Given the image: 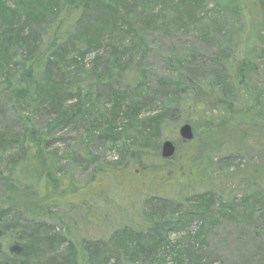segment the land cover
Returning a JSON list of instances; mask_svg holds the SVG:
<instances>
[{
    "label": "rangeland",
    "instance_id": "374dc122",
    "mask_svg": "<svg viewBox=\"0 0 264 264\" xmlns=\"http://www.w3.org/2000/svg\"><path fill=\"white\" fill-rule=\"evenodd\" d=\"M49 1L0 0V14L20 11L0 30V264H65L73 251L78 264H264V0H197L194 20L177 0ZM224 102L246 119L222 130ZM212 129L246 180L222 163L188 168ZM203 195L217 204L206 215L192 211ZM225 199H236L229 214ZM78 207L92 211L89 227ZM160 207L169 220L156 232L146 214Z\"/></svg>",
    "mask_w": 264,
    "mask_h": 264
},
{
    "label": "trees",
    "instance_id": "16d2710c",
    "mask_svg": "<svg viewBox=\"0 0 264 264\" xmlns=\"http://www.w3.org/2000/svg\"><path fill=\"white\" fill-rule=\"evenodd\" d=\"M1 1L3 3V8L7 7L6 0H1ZM29 1H30L29 4H31V5H35L37 2H39V5H41V7H42V5H44V8H46L47 10H49V8H50L49 7V5H50V1L49 0H45V2L43 0H39V1L38 0H29ZM63 1L71 2L74 5L75 8L83 7L84 5L89 4L90 2H92V0H63ZM139 1H141V0H139ZM177 1L179 2V4H183L184 2H186V5L181 7V9L183 10V15L186 16L190 20H194V15H193L194 12L191 11V9L195 5V2H197V0H186V1L177 0ZM58 3H59V1H58ZM99 4L100 5H104L106 7V9L107 8L113 9L112 7H110L109 3H105L104 0H100ZM80 5H82V6H80ZM0 11H1V9H0ZM105 12H110V11H106L105 10ZM9 14L10 15H7L6 13H1L0 14V30H1L2 24L4 22H6L9 17L14 18V17L19 16L20 11L19 10L18 11L17 10H10ZM104 16H105V13H104ZM11 18H9V20ZM112 21H113V24H115V25L118 24V22L116 20H112ZM15 41H22V39L13 38V42H15ZM5 42L6 41L1 36V32H0V47L4 48L5 47L4 46ZM0 53H1V50H0ZM0 56H1V54H0ZM248 67H250V66L247 63H245L243 66H241L239 68L238 76H236L237 80H238V77H240L241 81H242L243 76L246 75L247 73H249ZM188 73H189V76H193V74H194V72L191 71V70L190 71L188 70ZM218 84H221V83H218ZM238 93L243 98L246 97V95H245V93L243 91L242 92H238ZM225 96L227 97V95H225ZM257 97L259 98L258 95H257ZM246 98H248V97H246ZM224 103L227 104L226 105L227 107H225L226 113L225 112H221L220 113L221 115H222V113L224 114V118H221L219 120V123H218L219 127L222 130H224L222 128V125H227L229 123L227 120H232L233 124H234V127H235L237 122L246 119V114L244 113V111H241V108L236 110L232 103H230V102L229 103L228 102H224ZM196 110H200V109L196 108ZM78 112L81 113L80 110ZM129 112H131V111L127 110L125 112V114H127ZM114 116L118 117V115H114ZM229 116L231 118H229ZM156 118L157 117L148 118V120H147L148 124L144 128L146 131H150L151 132V130H153L152 132H153V134H155V129L158 128V121H157L158 119H156ZM129 120L131 121V118H129ZM229 129H231V127H229ZM110 130L112 131V133H106V136L104 135L103 137L105 139L111 141L112 144H114L117 141V136H116V133L113 131V129H110ZM214 133H215L214 129H212L211 131H208L206 133V134H208V138L206 140H204L202 144H200L199 148H201V149H199V151L197 152L198 154L195 155V156H198V157H195L194 160L191 159V162H190V165H189L188 168L191 169V170L196 169V171L201 170L202 172H204V171L209 172L216 165L219 166V164L222 163V164H224V166H226L224 168L221 167V168H223L222 172L225 173L226 176H229L228 178L238 179L240 181L246 180L247 176L249 175V173H248V170L246 169V174H244V173L242 174V169L240 168L241 166H243L242 163H241V158L238 157V159H237L236 155H238V154H235V151H232V150L230 151V149L227 146V142H222L221 139H216V135ZM0 140H2L1 134H0ZM41 143H42V140H38V139L35 140L34 139V144H35V149L34 150H35V152L41 153V151H42L41 150V148H42ZM186 143L190 144L191 141H188ZM20 148H22V146ZM220 152L222 153V155H221ZM191 157H194V156H191ZM219 158H220V160H218V161L215 160V159H219ZM227 161L235 162L236 166H231V164L227 163ZM42 164H43V166L47 167V172H46V175L44 177L45 178V180H44L45 187L47 185L49 186V185L52 184V186H54V188H52V189L57 188L58 183H57V180L54 179L53 174H52L51 170L49 169L50 164H48L47 161H44V160L42 161ZM35 177H38L37 179L42 178V173H41L40 170H38L36 172ZM199 178H200V176L196 177L195 180H198ZM189 179L191 180V176L187 172L186 180L188 181ZM36 200L39 203L35 201V203L33 204L34 211H35V213L42 212L43 210L39 211V209H38V206H40L39 204L42 201L39 200V199H36ZM224 201H226L227 204L224 203V205H223V203H220L219 205H221V206H220L219 209H221L223 214H229L228 210H230V211L234 210L232 206L235 204L236 199H225ZM194 202L195 203H194L193 206H194L195 209H193L192 211L195 210L196 212H198L201 215H204V214L206 215V213L210 212L212 205H217L214 199H210L209 197H206L204 195H203V197H200L198 199H194ZM169 204H170V206H173L171 202H169ZM82 205H86V207L88 205V207H90V202H88L86 204H82ZM78 210H79V207H78ZM79 211H80V215L82 214L81 219L85 220L86 221L85 222L86 225L89 227L92 224V215H93L92 211H89V210H87V211L79 210ZM167 211L168 210L165 207H160V212H158V213L157 212H151V213L146 214L147 217H150V221L149 222L154 225L153 226V228H154L153 230L154 231H156L157 229H160L161 228L160 226H162L166 222V220H169V219L163 218L160 215L161 213H164V212H167ZM154 213H156L157 215L154 214ZM176 219H175V221H176ZM261 254H262L261 255L262 256V260L264 262V246L261 249ZM179 255H180V252L178 253V256ZM46 262L49 263V262H52V260L51 259H47ZM64 262H65V264H78V262H77V253H75L73 251L71 253V255L68 256V258L64 259ZM178 262H179V264H182L183 260L180 259ZM178 262H177V264H178ZM52 264H62V262H61V260L59 261V263L54 261V263H52Z\"/></svg>",
    "mask_w": 264,
    "mask_h": 264
},
{
    "label": "water",
    "instance_id": "95a60500",
    "mask_svg": "<svg viewBox=\"0 0 264 264\" xmlns=\"http://www.w3.org/2000/svg\"><path fill=\"white\" fill-rule=\"evenodd\" d=\"M179 135L185 141H191L194 137L193 128L189 123H183L179 127ZM176 153V146L171 140H164L161 144V157L171 159Z\"/></svg>",
    "mask_w": 264,
    "mask_h": 264
}]
</instances>
